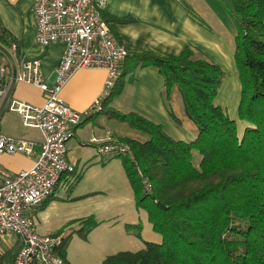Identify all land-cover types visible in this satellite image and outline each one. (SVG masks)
Here are the masks:
<instances>
[{"label":"crops","instance_id":"1","mask_svg":"<svg viewBox=\"0 0 264 264\" xmlns=\"http://www.w3.org/2000/svg\"><path fill=\"white\" fill-rule=\"evenodd\" d=\"M102 16L111 36L129 55L150 51L176 56L191 47L197 58L205 57L217 65L223 77L214 104L235 122L238 137H242L247 124L239 121L237 116L240 88L234 61L235 25L230 0H107ZM0 26L10 33L17 46L16 53L14 44L11 45L13 51H10L11 47L7 50L14 65L4 57L6 64L13 67L11 76L14 72L17 75L22 63L38 62L42 84L52 86L65 45L41 46L36 42L33 1L0 0ZM105 79L103 69H82L62 89L60 99L66 106L81 114L88 113L67 143L66 159L78 172V180L71 186L68 179H63L50 199L29 212L37 233L61 239L70 237L64 256L67 264H102L116 253L140 251L144 243H161V237L158 235L159 242L146 213L135 207L122 161L96 154L98 145L108 137L106 132L110 133L111 139L138 140L135 139L136 131L126 124L90 110L103 92ZM125 80L121 93L108 107L121 114L136 113L161 125L176 141L191 143L195 140L197 130L186 118L182 101L177 100V91L173 92L169 102L174 118L169 115L162 97L164 81L155 68L144 67L136 72L133 81ZM11 99L34 106L44 104L43 91L24 82H15L8 101ZM0 134L36 144L42 141L40 133L24 128L18 115L8 112L6 105L0 116ZM35 159L36 155L0 156V178L28 170ZM88 218L97 225L83 240L77 232L82 227L81 222ZM146 222L149 230L156 234H148L150 241L147 242L142 236ZM138 224L142 227L140 239L125 231L126 225ZM17 251L15 237L0 238V256H15ZM1 260L3 264L4 259Z\"/></svg>","mask_w":264,"mask_h":264},{"label":"trees","instance_id":"2","mask_svg":"<svg viewBox=\"0 0 264 264\" xmlns=\"http://www.w3.org/2000/svg\"><path fill=\"white\" fill-rule=\"evenodd\" d=\"M230 1L240 83L237 116L247 124L241 138L235 122L214 104L223 72L207 58H197L191 47L176 56L128 54L102 101L101 114L148 137L119 140L129 146L132 158H114L122 161L135 207L161 237L160 244L144 243L142 250L116 253L102 264H264V0ZM14 42L0 26V45L9 50ZM4 60L0 53V65ZM150 66L163 78L162 97L171 117L169 102L173 92L179 93L184 114L197 130L193 142L176 141L161 125L108 107L125 78L131 82L139 69ZM194 152L200 156L198 168ZM144 179L152 187L149 195ZM81 223L77 235L85 240L97 223L92 218ZM125 231L141 238L140 224L126 225ZM69 239H62L63 258ZM14 258L0 256L3 264H13Z\"/></svg>","mask_w":264,"mask_h":264},{"label":"built area","instance_id":"3","mask_svg":"<svg viewBox=\"0 0 264 264\" xmlns=\"http://www.w3.org/2000/svg\"><path fill=\"white\" fill-rule=\"evenodd\" d=\"M36 42L41 46L65 45V51L52 86L42 84L38 62L22 63L15 82L38 86L44 94V104H32L11 99L8 112L18 115L21 125L40 133L42 141L13 138L0 134V156L36 155L33 165L14 175L0 178V238L15 237L18 251L13 264H67L59 255L62 239L36 232L30 211L40 207L54 193L63 179L75 181L78 172L66 159L67 143L88 113H78L66 106L60 93L72 76L82 69H103L106 79L101 95L91 111L100 113L102 101L109 95L119 76L128 52L110 33L102 11L107 0H32ZM12 46L10 51H13ZM12 82L8 66L0 65V105ZM98 145V157H131L125 143L111 139ZM38 147V150H36ZM144 193H151L150 183L143 180Z\"/></svg>","mask_w":264,"mask_h":264},{"label":"rangeland","instance_id":"4","mask_svg":"<svg viewBox=\"0 0 264 264\" xmlns=\"http://www.w3.org/2000/svg\"><path fill=\"white\" fill-rule=\"evenodd\" d=\"M234 32H235V28H234ZM239 88H240V83H239ZM177 100H178V102H181V98H180V96H179L178 94H177ZM181 103H182V102H181ZM181 105H182V104H181ZM92 112L94 113V111H92ZM134 132H135V131H134ZM135 139H138L139 141L144 142V141H146V140L148 139V137L145 136V135H143V134H140V133L136 132ZM199 160H200V156H199L196 152H194V153H193V165H194L195 168H198ZM77 180H78V174H77V177H76L75 181L70 182L71 186H72ZM148 227H149V224L146 222V223H145V227H144V234L142 235V236H143V240H145L146 242H147V241H150L149 238H147L148 234H154L152 231L149 230ZM154 235H156V234H154ZM145 236H146V237H145ZM156 236H157V238H158V241L160 242V237H159L158 235H156ZM154 244H155V243H154ZM13 261H14V259H13ZM12 263H13V262H12Z\"/></svg>","mask_w":264,"mask_h":264},{"label":"water","instance_id":"5","mask_svg":"<svg viewBox=\"0 0 264 264\" xmlns=\"http://www.w3.org/2000/svg\"><path fill=\"white\" fill-rule=\"evenodd\" d=\"M0 53L8 60L9 64L10 65H14V60H13V57L11 56V54L3 47L0 45ZM15 72L13 73V77H12V82H11V85L9 87V90L5 96V98L3 99L1 105H0V116L1 114L3 113V110H4V107L8 101V99L10 98L11 94H12V90L14 88V84H15Z\"/></svg>","mask_w":264,"mask_h":264}]
</instances>
